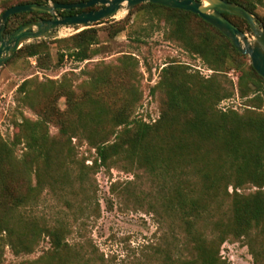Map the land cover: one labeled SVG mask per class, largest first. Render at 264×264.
Segmentation results:
<instances>
[{"label": "trees", "instance_id": "16d2710c", "mask_svg": "<svg viewBox=\"0 0 264 264\" xmlns=\"http://www.w3.org/2000/svg\"><path fill=\"white\" fill-rule=\"evenodd\" d=\"M88 1L2 0L0 10L2 16L18 5ZM225 1L246 8L264 26V16L258 14L264 0ZM145 10L162 17L166 39L201 58L213 76L206 79L185 65L163 68L152 91L162 97L154 124L134 118L142 95L133 83L138 66L133 58L113 71L100 68L81 83L67 74L60 80H24L16 92L17 131L12 140L0 132V264L4 248L15 256L32 254L43 238L50 250L21 264H108L93 241L70 242L68 221L49 220L39 211L47 195L66 203L76 199L85 170L95 178L101 169L114 167L146 175L147 212L165 231L161 243L147 247L149 253L131 264H228L221 255L227 242H243L253 264H264V78L248 56L200 16L155 4L139 5L130 15ZM223 15L253 35L244 19ZM52 18L34 12L14 15L5 34ZM125 29L116 24L112 36ZM98 44L99 31L91 28L66 39L26 44L7 64L35 59L37 68L46 71L52 65L51 45L58 48V67L67 58L84 63L97 56L93 47ZM236 95L247 100L243 111L220 107ZM62 99L65 110L59 107ZM24 110L37 118L26 117ZM52 126L57 134L51 133ZM83 142L95 156L79 158ZM135 184L128 183L132 195ZM68 208L76 220L78 209Z\"/></svg>", "mask_w": 264, "mask_h": 264}, {"label": "rangeland", "instance_id": "374dc122", "mask_svg": "<svg viewBox=\"0 0 264 264\" xmlns=\"http://www.w3.org/2000/svg\"><path fill=\"white\" fill-rule=\"evenodd\" d=\"M130 13L121 12L113 19L93 27L99 31V44L93 47L98 54L92 60L79 63L67 58L58 67V48L51 45L52 65L46 71L37 68L35 59H19L6 64L0 70V132L3 137L6 140H12L17 131L15 122H19L20 115L17 109L16 92L22 82L28 78L38 77L41 81L60 80L67 74L75 79L76 83H81L88 78L89 74H97L100 68L109 67L113 71L115 67L121 65L123 60L127 61L126 58H133L138 63L135 67L137 82L133 83L142 95L134 118L154 124L161 115L162 97L158 92L153 94L152 91L160 81L163 68L168 65H185L194 72L198 70L197 68L210 70L201 58L187 53L176 43L166 39L168 26L162 17L150 10L136 12L133 15ZM258 14L263 17L264 8H259ZM118 23H122L126 29L112 36V30ZM57 33V38L48 40L66 39L78 34L73 28L59 29ZM245 34L251 42L255 41L252 34ZM212 76L203 77L209 79ZM246 102V99L236 95L224 101L220 107L224 110L233 108L243 111ZM59 107L65 110L64 99L60 100ZM23 112L30 119L37 118L29 110ZM57 132V128L52 126L51 133L54 135ZM78 150L81 159L95 156V150H91L84 142L78 144ZM87 165H92V159H89ZM129 182H136L135 187L131 188H136L135 195H132L133 192L128 189ZM113 186L116 187L114 192ZM147 186L148 180L143 172H137L136 176L135 172L114 167L111 170L101 169L94 178L85 170L83 184L77 187L76 199L66 203L52 195L44 196L39 214L49 220L68 221L72 230L70 242L93 241L108 264H131L149 253L151 249L147 247L161 243L162 236L165 235V231L161 230L156 223L155 216L147 212L149 210ZM68 206L78 209L76 220L72 217L73 211ZM49 250L50 245L46 238H43L35 251L28 255L15 256L10 248L6 247L2 264L34 261ZM221 255L228 264H253L249 249L243 242L225 243L222 246Z\"/></svg>", "mask_w": 264, "mask_h": 264}, {"label": "water", "instance_id": "95a60500", "mask_svg": "<svg viewBox=\"0 0 264 264\" xmlns=\"http://www.w3.org/2000/svg\"><path fill=\"white\" fill-rule=\"evenodd\" d=\"M142 4H155L180 9L200 16L224 34L241 54L248 56L255 71L264 78V26L261 20L246 8L225 0H91L77 4H26L14 6L0 17V70L24 45L58 37L57 30L73 28L80 33L96 24L113 19L121 12L130 13ZM99 7L74 16H58L57 11L71 12ZM49 14L51 20L32 21L15 31L5 34L9 19L21 13ZM223 13L244 19L253 32L255 41L234 25Z\"/></svg>", "mask_w": 264, "mask_h": 264}, {"label": "built area", "instance_id": "2783aa9c", "mask_svg": "<svg viewBox=\"0 0 264 264\" xmlns=\"http://www.w3.org/2000/svg\"><path fill=\"white\" fill-rule=\"evenodd\" d=\"M198 70H196V71H200L199 73L202 75V76H204V77H206V78H208V77H210V75H213L214 74V72L212 71V70H209V71H207V70H202L201 68H197Z\"/></svg>", "mask_w": 264, "mask_h": 264}]
</instances>
